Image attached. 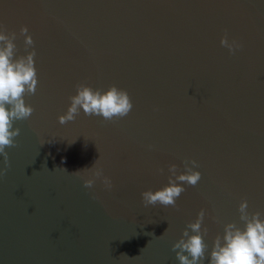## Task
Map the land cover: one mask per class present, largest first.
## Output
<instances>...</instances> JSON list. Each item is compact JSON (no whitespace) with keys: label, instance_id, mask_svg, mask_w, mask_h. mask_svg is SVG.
<instances>
[{"label":"water","instance_id":"95a60500","mask_svg":"<svg viewBox=\"0 0 264 264\" xmlns=\"http://www.w3.org/2000/svg\"><path fill=\"white\" fill-rule=\"evenodd\" d=\"M0 23L17 55L29 28L39 81L0 176V264H179L172 246L201 209L209 264L224 226L243 228L242 200L264 214V0H0ZM82 82L126 90L133 110L61 125ZM99 158L111 191L71 174ZM185 160L202 179L179 211L145 208Z\"/></svg>","mask_w":264,"mask_h":264},{"label":"clouds","instance_id":"9594fccd","mask_svg":"<svg viewBox=\"0 0 264 264\" xmlns=\"http://www.w3.org/2000/svg\"><path fill=\"white\" fill-rule=\"evenodd\" d=\"M19 37L24 38L26 55H17L15 41L18 34L15 31L9 32L7 27L0 23V155L4 157L6 165L0 170V176L6 175L11 167L6 149L19 146L16 138L20 135V129L14 128L15 122L28 120L34 113V108L26 103L25 97L35 95L39 83L35 66V41L29 35L26 25L20 28ZM220 44L233 55L243 47L237 40L230 41L227 31ZM69 101L70 106L66 114L58 117L61 125L74 122L81 110L86 116L113 121L128 116L134 107L128 92L114 84L105 91L94 89L86 82L78 83L76 95L70 96ZM99 161L100 158L93 167L71 174L81 178L83 186L87 189L94 188L97 181H100L106 190L111 191L113 183L104 174ZM198 167L199 164L195 160H185L184 171L180 173L177 165H169L168 184L160 190L141 193L144 207L161 205L179 211L177 200L186 191L183 185L195 187L202 179V174L195 170ZM163 171L162 168L158 169L161 174ZM81 173L86 175L81 176ZM238 211L243 228L236 223L224 226L223 235H217L214 239L209 264H264V214L259 211L249 212L246 199L242 200ZM206 215V210L201 209L195 221L187 224L182 237L173 244L172 251L176 253L179 264H203L207 258L208 245L204 237L208 235L209 230L204 227ZM213 219L219 222L216 218Z\"/></svg>","mask_w":264,"mask_h":264}]
</instances>
